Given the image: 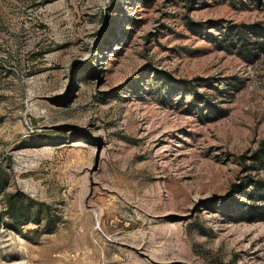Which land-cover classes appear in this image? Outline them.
<instances>
[{
  "label": "rangeland",
  "instance_id": "1",
  "mask_svg": "<svg viewBox=\"0 0 264 264\" xmlns=\"http://www.w3.org/2000/svg\"><path fill=\"white\" fill-rule=\"evenodd\" d=\"M240 39L264 42V0H0V181L31 199L0 264H264L241 195L264 48Z\"/></svg>",
  "mask_w": 264,
  "mask_h": 264
},
{
  "label": "trees",
  "instance_id": "2",
  "mask_svg": "<svg viewBox=\"0 0 264 264\" xmlns=\"http://www.w3.org/2000/svg\"><path fill=\"white\" fill-rule=\"evenodd\" d=\"M260 36V35H259ZM241 40V39H240ZM242 47L241 50L243 54L248 57L249 59L251 56H256V54L252 50H261L264 48V42H251L247 39H242ZM233 44V43H231ZM264 143V142H263ZM261 155H258V158L256 159L259 164L264 167V148L261 151ZM254 168V166H253ZM260 181H248L250 184V189L241 191V195L244 198L251 199L252 201L256 202L258 200H261L260 198L264 197V187L259 183ZM0 194L3 195V202H4V209L0 211V230L2 227V220L4 218L10 219V226L17 231L21 230V227L26 225L28 223L27 221V212L25 210L23 200L31 201L28 197H26L23 193L19 192L16 195H12L10 193H6V181L1 180L0 181ZM261 212V217L259 219H253L250 222H258L264 220V207L259 209ZM244 217H241V221L245 220ZM35 224H40L39 220L33 221Z\"/></svg>",
  "mask_w": 264,
  "mask_h": 264
}]
</instances>
